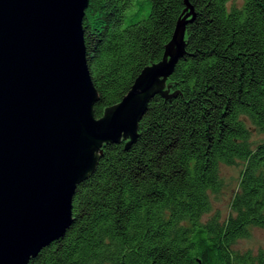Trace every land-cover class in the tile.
Listing matches in <instances>:
<instances>
[{"label": "trees", "instance_id": "obj_1", "mask_svg": "<svg viewBox=\"0 0 264 264\" xmlns=\"http://www.w3.org/2000/svg\"><path fill=\"white\" fill-rule=\"evenodd\" d=\"M228 1L88 0L96 118L163 59L189 7L193 17L167 94L149 99L133 141L102 146L75 188L70 225L27 264H264V251L232 250L249 228L264 229V139L252 140L264 134V0ZM238 162L232 213L204 220L220 166Z\"/></svg>", "mask_w": 264, "mask_h": 264}, {"label": "water", "instance_id": "obj_2", "mask_svg": "<svg viewBox=\"0 0 264 264\" xmlns=\"http://www.w3.org/2000/svg\"><path fill=\"white\" fill-rule=\"evenodd\" d=\"M87 3L0 0V264H27L64 234L75 188L102 146L136 138L147 102L167 94L166 80L184 53L193 17L187 2L190 11L176 23L163 59L94 117L98 96L82 30Z\"/></svg>", "mask_w": 264, "mask_h": 264}, {"label": "rangeland", "instance_id": "obj_3", "mask_svg": "<svg viewBox=\"0 0 264 264\" xmlns=\"http://www.w3.org/2000/svg\"><path fill=\"white\" fill-rule=\"evenodd\" d=\"M243 0H229L227 5L240 6ZM144 10L142 13L145 14ZM127 18L131 11H127ZM264 139V134L253 131L252 140L259 141ZM243 168V163L238 162L232 165H221L220 176L222 178V186L220 190L211 195V210L203 216V219L217 215L220 221L225 220L232 212L230 202L233 194L238 188L240 172ZM232 250L238 253L257 254L259 251H264V229L259 227L249 228L247 237L237 239L232 245Z\"/></svg>", "mask_w": 264, "mask_h": 264}]
</instances>
